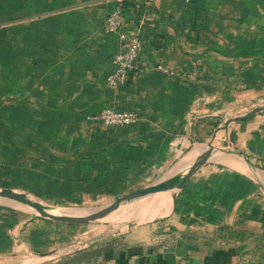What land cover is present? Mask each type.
Masks as SVG:
<instances>
[{
	"label": "crops",
	"instance_id": "crops-1",
	"mask_svg": "<svg viewBox=\"0 0 264 264\" xmlns=\"http://www.w3.org/2000/svg\"><path fill=\"white\" fill-rule=\"evenodd\" d=\"M133 1L105 32L113 0H0V186L48 196L142 187L181 176L176 167L216 135L219 149L168 209L100 237L86 264H264V109L215 131L264 101V0H152L139 29ZM120 31L140 48L135 75L113 91L103 78ZM110 101L136 121L87 118ZM8 220L15 256L56 244L32 229L36 218ZM29 260L17 264H41Z\"/></svg>",
	"mask_w": 264,
	"mask_h": 264
},
{
	"label": "rangeland",
	"instance_id": "rangeland-1",
	"mask_svg": "<svg viewBox=\"0 0 264 264\" xmlns=\"http://www.w3.org/2000/svg\"><path fill=\"white\" fill-rule=\"evenodd\" d=\"M220 124H222V122L219 123L218 126ZM218 129L219 127H217L215 131H217ZM218 132L219 131H217V134ZM218 141L220 142L219 139L217 140L216 135L208 141L210 143L209 146L210 148H208L209 153L206 156L205 160L209 158H213V156L215 155L213 152L219 149V147L217 149L216 146ZM201 145L204 148L207 146L206 143H203ZM220 145L224 147V144L221 143ZM186 153H184V155ZM198 153L199 152H196V155ZM196 155L192 157L191 162L193 161ZM166 176L167 174L164 173L159 179L164 178ZM139 187L140 186L113 187L104 194H81L77 192V190H75L77 188H73V189L71 188L65 190L63 188H60L62 192L59 194L56 193L55 195L58 194L57 196H48V193L45 192V190H40V192H36V193L27 192L26 195L33 200L41 199V203L47 206L48 209L51 211H57L59 213H64V214L79 215V214L88 213L92 210L105 206L110 202H112L115 199V197L130 190H135ZM0 188L3 187L0 186ZM8 188L14 190L19 189L16 187L14 188L8 187ZM72 191L78 194L72 193ZM155 194H153L152 192L149 193V195L147 194L148 196L142 195L139 197L123 200L120 203H118V205L111 211L97 218L88 220L87 222L84 223H67V222L56 221L51 218L43 216L40 212L36 211L34 208H32L30 205L26 203H23L16 199L0 196V264L24 263L28 261V258L29 259L31 258L29 262H32V259L35 258V260H40L41 264H43L44 262H48V264H66L63 263V260L65 258H68V256H70L71 254H73L74 253L73 251L75 249L86 244V242L89 239L95 238L96 236L99 238L106 236L109 232H113L114 230L116 231L119 229H123L125 227H129L132 224L142 220L140 217H138L140 215L139 211H144L143 213L145 215L151 217L155 209L154 208L144 209L143 205L144 202L149 197ZM43 198H50L53 201H42ZM56 199H61V200L56 201ZM67 199L70 200L78 199V201H68ZM115 214H118L120 218L112 219L111 215L113 216ZM14 216L18 218H29V217L36 218L37 221L34 224V227H32V229L34 230L39 229L42 236L45 235L46 237L48 236L49 232L52 234L54 233L55 241L54 239H52V243L55 242L56 244L50 247L49 240L46 238V239H41L42 243L40 245L41 246L40 254L35 253L33 255H30L28 253H25L15 256V254L10 253L9 250L14 244L13 243L14 241L9 236V234H6V229L7 227H10V225H12V223L8 220V217L14 218ZM65 252L67 253L69 252V253L59 258L56 257V255L61 253L64 254ZM53 255L54 257H51Z\"/></svg>",
	"mask_w": 264,
	"mask_h": 264
},
{
	"label": "built area",
	"instance_id": "built-area-1",
	"mask_svg": "<svg viewBox=\"0 0 264 264\" xmlns=\"http://www.w3.org/2000/svg\"><path fill=\"white\" fill-rule=\"evenodd\" d=\"M126 0H113V5L106 11L103 19L105 32L117 31L123 23L122 7ZM152 0H134L132 8L136 13L135 26L139 29L144 26V14L139 10L142 5ZM119 45L112 54V68L103 78L104 83L113 91L121 84L129 81L136 73V60L140 48V38L136 33H118ZM161 67V66H158ZM87 118L102 126H123L136 121L137 114L130 109L117 108L113 102H107L95 112L87 115Z\"/></svg>",
	"mask_w": 264,
	"mask_h": 264
},
{
	"label": "water",
	"instance_id": "water-1",
	"mask_svg": "<svg viewBox=\"0 0 264 264\" xmlns=\"http://www.w3.org/2000/svg\"><path fill=\"white\" fill-rule=\"evenodd\" d=\"M263 109H264V101L259 105L249 107L247 110L241 112L238 115H234V116L224 118L222 121V124H220L217 127H219V128L225 127L231 121L241 120V119L248 117V116L254 114L255 112L261 111ZM206 145L207 146L194 157L193 161L184 170V173L181 174V176H169V177L161 178L152 184L139 187L135 190H130L128 192H125V193L115 197V199L112 202H110L109 204L102 206L100 208H97L95 210H92L88 213H84V214L72 215V214H63V213L52 212L48 209L47 206L42 204L40 201L33 200V199L29 198L26 195V193H24L22 191H17V190L8 188V187L0 188V196L16 199V200H19L23 203H26V204L30 205L32 208H34L36 211L40 212L43 216L51 218V219L56 220V221L67 222V223H84V222H87L88 220L97 218V217L111 211L112 209H114L118 205V203H120L123 200L134 198V197H139L142 195H146V194L156 192V191H160V190H164V189H168V188L173 187L175 185H177V187L183 185L186 182V180L188 179L189 175L196 168H198L199 165H201L205 161V158L209 153L208 148H210L209 147L210 143L207 142ZM173 195H174V192L172 193V198H173ZM104 240H106V238H99L96 236L95 238L89 239L86 242V244L82 245L81 247H78L74 251H78V250L84 249L86 247L96 245L97 243L102 242Z\"/></svg>",
	"mask_w": 264,
	"mask_h": 264
},
{
	"label": "bare ground",
	"instance_id": "bare-ground-1",
	"mask_svg": "<svg viewBox=\"0 0 264 264\" xmlns=\"http://www.w3.org/2000/svg\"><path fill=\"white\" fill-rule=\"evenodd\" d=\"M189 163H190V160H184L182 161L175 169V173L177 172H181L182 170H185L188 166H189ZM177 187V185L173 186V187H170L168 189H164V190H160V191H156V192H153V196L149 197L145 202H144V205H143V208L144 209H151V208H154V209H157V210H165V209H168L170 204L172 203L171 200H172V193L174 191V189ZM177 189V188H176ZM149 195V194H148ZM146 194V196H148ZM152 195V194H151ZM51 211V210H50ZM52 212H56V213H59L57 211H52ZM114 212V211H112ZM111 212V213H112ZM109 213V214H111ZM64 214V213H63ZM108 214V215H109ZM112 219L113 218H120L118 214H115V215H111Z\"/></svg>",
	"mask_w": 264,
	"mask_h": 264
},
{
	"label": "trees",
	"instance_id": "trees-1",
	"mask_svg": "<svg viewBox=\"0 0 264 264\" xmlns=\"http://www.w3.org/2000/svg\"><path fill=\"white\" fill-rule=\"evenodd\" d=\"M257 213H258V210L256 209H252L250 211L251 215H256ZM259 220L261 221L262 224H264V210L259 213ZM100 249H101L100 247H98L97 245H94V246H90V247L75 251L73 254L68 256V258H65L63 260V263L77 264V263L82 262L86 264L92 256L98 255V253L101 251Z\"/></svg>",
	"mask_w": 264,
	"mask_h": 264
}]
</instances>
